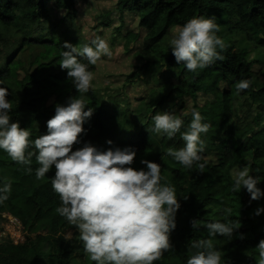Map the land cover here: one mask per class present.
Masks as SVG:
<instances>
[{
    "label": "trees",
    "instance_id": "obj_1",
    "mask_svg": "<svg viewBox=\"0 0 264 264\" xmlns=\"http://www.w3.org/2000/svg\"><path fill=\"white\" fill-rule=\"evenodd\" d=\"M115 1L119 21L123 14L134 13L138 26L145 31L141 47L133 56L139 63L136 70L148 86V101L139 104L135 116L153 126L152 117L167 111L184 120L183 132L192 119V110L199 111L204 117L202 122L210 125L207 134L201 136L205 150L200 153L199 163L205 167L202 171L195 165L185 168L167 155L169 147L184 146L179 133L169 139L143 130L135 121L123 118L120 111L118 115V106L107 104L91 88L83 95L86 106L94 112L85 121V132L73 151L84 143L100 150L132 147L137 153L134 169L145 168L142 159L161 166V183L175 188L181 207L176 214V228L170 233L172 250L154 264H186L189 242L208 239L205 225L225 219L239 220L240 224L232 240L219 235L213 240L214 247L223 253L221 264H256V247L264 240V213L256 216L255 211L264 208V197L251 201L245 189L232 192L230 172L234 167L248 166L251 175L260 177L257 187L264 192V0ZM51 6L64 12L56 22L50 18ZM75 14L74 0H0V87L9 90L12 122L28 129L30 140L47 134V121L55 115L57 104L65 105L69 96H80L67 70L59 67L62 52L67 51L63 48L65 42L83 46L91 45L94 39L82 36ZM193 17L214 18L220 26L217 35L226 47L221 52L222 61L190 72L177 64L167 40L173 28ZM121 36L128 52L138 36L132 31ZM34 49L37 55L26 56V61L20 59L23 52ZM251 52L254 55L250 59ZM82 62L87 64L86 60ZM26 65L33 70L25 71L20 78L18 72ZM253 65L259 67L257 72L252 70ZM88 67L92 72L94 65ZM240 80L252 83L249 89L237 93L235 84ZM198 95L209 99L199 106L195 101ZM50 98L53 102L48 105ZM185 99L192 104L189 111ZM239 110H244V118L251 115L250 123L236 124ZM109 140L111 146L106 143ZM212 153L215 162L208 163L205 157ZM31 167L33 172L29 174L26 166L13 162L0 150V186L12 185L9 199L0 203V213L18 219L27 234L20 245L0 243V264H70L75 250L83 247L77 228L55 212L61 203L51 185L55 169L37 180L34 170L39 165L35 157ZM224 207L232 209L230 216L225 217ZM193 219L202 221L197 230L191 227ZM65 230H72L74 237L66 240ZM89 264L94 262L90 260Z\"/></svg>",
    "mask_w": 264,
    "mask_h": 264
},
{
    "label": "clouds",
    "instance_id": "obj_2",
    "mask_svg": "<svg viewBox=\"0 0 264 264\" xmlns=\"http://www.w3.org/2000/svg\"><path fill=\"white\" fill-rule=\"evenodd\" d=\"M219 31L214 18L193 17L183 26L175 27L169 47L177 64L194 72L222 61L221 52L226 44L217 35ZM63 48L67 51L62 52L59 67L67 70V77L80 96H69L65 105L57 104L55 115L47 121V134L30 140V131L12 122L9 90L0 87V150L13 162L26 166L29 174L33 172L31 164L35 157L39 165L34 170L37 180L45 178L54 167L51 185L61 202L55 212L77 228L83 251L94 264H154L173 247L170 233L176 228V214L181 207L175 188L161 183V166L155 162L142 159L140 163L145 168L134 169L137 153L132 147L100 150L84 143L73 151L85 132V121L94 112L86 106L83 95L88 93L94 78L88 66L96 65L101 57L111 58L113 53L100 36L91 45L73 46L65 42ZM85 60L87 64L82 62ZM251 83V80L238 81L237 93L249 89ZM191 116L182 132V118L167 111L157 112L152 117L153 126L147 131L169 139L179 133L184 146L169 147L167 155L185 168L195 165L202 171L205 165L199 162L205 143L201 136L207 134L210 125L202 122L204 117L195 109ZM106 143L112 145L111 140ZM232 178V192L245 189L251 201L264 197V192L257 187L260 177L251 175L248 166L234 169ZM11 188V183L0 186V203L9 199ZM223 212L228 217L232 209L224 207ZM261 213L264 208L255 211L256 216ZM201 223L195 219L190 221L193 230ZM239 224V220L232 219L207 223L209 238L189 242L186 264H221L223 253L214 247L213 240L217 235L232 240ZM71 238L70 232L65 235L66 240ZM256 250L259 256L256 264H264V240H260Z\"/></svg>",
    "mask_w": 264,
    "mask_h": 264
},
{
    "label": "rangeland",
    "instance_id": "obj_3",
    "mask_svg": "<svg viewBox=\"0 0 264 264\" xmlns=\"http://www.w3.org/2000/svg\"><path fill=\"white\" fill-rule=\"evenodd\" d=\"M75 1V24L79 27L82 36L86 40H92L96 36H100L106 40L113 53L112 57H101V60L94 65L93 81L91 89L99 92L107 104L113 103L118 106L121 116L138 123L139 127L147 131L152 127V123H146L140 118L136 117L134 112L139 104L143 101H148V86L143 83L141 75L138 74L136 67L139 63L134 59L133 53L141 47L142 39L144 37V30L138 26V19L134 13H125L122 17V22L119 21L118 13L115 10V0H74ZM50 18L56 22L64 15V12L57 11L53 6L49 8ZM174 29V28H173ZM172 29V30H173ZM172 30L169 34V40L172 35ZM119 31L121 34L117 33ZM127 31H132L137 34L138 39L129 48V51L124 50V39L121 35ZM169 40H167L169 44ZM131 49V50H130ZM38 54V50L25 51L21 54L20 59L26 61V56L34 57ZM253 52L250 54V59L253 57ZM32 66L26 65L25 70L22 67L19 70V77L22 78L25 71H32ZM252 70L257 72L259 67L253 65ZM134 75L133 77H131ZM138 75V76H137ZM131 77V78H130ZM208 97L198 95L195 101L201 106L204 100ZM53 99L48 100V105H51ZM188 105L186 111L191 108L188 99L185 103ZM184 112V110L182 111ZM180 112V113H182ZM237 114L239 120L237 125L243 126L250 123L251 115L244 118V110H239ZM185 113V112H184ZM243 115V117H242ZM161 136V135H160ZM205 159L208 163L215 162V154L206 155ZM247 160H245L246 162ZM238 169L234 167L231 170ZM72 234V230H65L64 237L67 233ZM26 232L21 223L17 222L9 213H0V243L11 242L12 244L20 245L26 239ZM71 238V239H72ZM69 240V239H68ZM90 258L87 257L83 248L75 250L70 264H89Z\"/></svg>",
    "mask_w": 264,
    "mask_h": 264
},
{
    "label": "built area",
    "instance_id": "obj_4",
    "mask_svg": "<svg viewBox=\"0 0 264 264\" xmlns=\"http://www.w3.org/2000/svg\"><path fill=\"white\" fill-rule=\"evenodd\" d=\"M13 217V216H12ZM13 219H15L17 222L19 221L18 219H16V218H14L13 217ZM19 223H21L20 221H19ZM11 243V242H10ZM12 244V243H11ZM14 244V243H13ZM14 245H17V244H14Z\"/></svg>",
    "mask_w": 264,
    "mask_h": 264
}]
</instances>
